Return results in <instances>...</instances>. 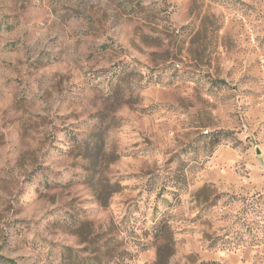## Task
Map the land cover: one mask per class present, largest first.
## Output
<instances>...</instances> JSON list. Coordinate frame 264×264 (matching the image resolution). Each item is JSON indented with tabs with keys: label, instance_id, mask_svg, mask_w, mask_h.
Returning <instances> with one entry per match:
<instances>
[{
	"label": "rangeland",
	"instance_id": "374dc122",
	"mask_svg": "<svg viewBox=\"0 0 264 264\" xmlns=\"http://www.w3.org/2000/svg\"><path fill=\"white\" fill-rule=\"evenodd\" d=\"M89 244L264 264V0H0V264Z\"/></svg>",
	"mask_w": 264,
	"mask_h": 264
},
{
	"label": "trees",
	"instance_id": "16d2710c",
	"mask_svg": "<svg viewBox=\"0 0 264 264\" xmlns=\"http://www.w3.org/2000/svg\"><path fill=\"white\" fill-rule=\"evenodd\" d=\"M116 93L123 91L122 86L118 84L114 88ZM90 245V244H89ZM89 247V248H88ZM83 250H75L73 248H64L63 252V264H108L109 254L108 250L102 245L92 244ZM84 252L86 256L79 253ZM11 263V261H7Z\"/></svg>",
	"mask_w": 264,
	"mask_h": 264
}]
</instances>
